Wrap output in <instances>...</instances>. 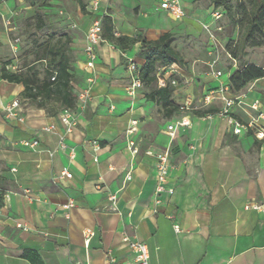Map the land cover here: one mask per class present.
I'll return each mask as SVG.
<instances>
[{
    "label": "crops",
    "instance_id": "obj_1",
    "mask_svg": "<svg viewBox=\"0 0 264 264\" xmlns=\"http://www.w3.org/2000/svg\"><path fill=\"white\" fill-rule=\"evenodd\" d=\"M179 2L185 12L180 21L159 8L160 0L0 3V70L12 56L7 47L8 34L15 32L12 19L40 15L49 28L67 19L76 97L86 89V78H93L89 97L76 102L70 132L60 122L58 104L50 103L48 114L21 96L22 85L0 80V264H31L23 253L42 264H104L108 255L113 264H136L124 239L143 243L149 264H264V140L255 138L264 130L258 119L264 115V78L233 95L219 92L238 69L231 59L224 78L212 72L200 87L183 67H173L158 74L152 87L176 78L171 99L179 110L165 118L162 108L146 99L150 87L142 84L133 96L127 93L128 62L143 64L139 43L125 52L101 43L92 70H85L86 33L103 17L111 19L116 37L147 41L164 34L176 39L208 24L214 11L209 0ZM228 98H235L230 117L240 124L255 120V127L235 135L226 118L194 114L196 105L218 112ZM15 100L19 108L8 117L5 109ZM255 101L258 110L250 108ZM182 120L188 125L168 136V126ZM131 122L135 131L128 133ZM52 124L54 133L42 132ZM60 136L65 150L57 147ZM34 140L33 149L19 144ZM165 152L173 194L156 196L155 156ZM248 205L262 208L246 210Z\"/></svg>",
    "mask_w": 264,
    "mask_h": 264
},
{
    "label": "trees",
    "instance_id": "obj_2",
    "mask_svg": "<svg viewBox=\"0 0 264 264\" xmlns=\"http://www.w3.org/2000/svg\"><path fill=\"white\" fill-rule=\"evenodd\" d=\"M214 11H224L229 24L236 30V41L227 46L228 56L238 63V69L229 76V92L233 95L240 94L256 80L264 78V68L243 62L246 48H259L261 43L257 37H264V0H209ZM80 8L83 6L80 4ZM35 31L41 32L49 29L44 18L36 15ZM102 38L114 45L120 51L130 50L135 44H140L138 57L143 60L139 68V78L144 86L150 87L146 99L162 108L163 116L169 118L179 106L172 101L174 86L167 81L163 87L152 89L158 80V74L163 75L170 67H184L185 62L180 53L173 46L174 36L164 34L155 41L144 38H130L114 35L112 21L103 17L100 21ZM63 42L46 44L42 54L37 56L36 62L43 63V75L40 77L36 67L28 66L24 72L19 71L11 61L4 62L0 70V79L9 83L23 86L21 96L37 108L48 111L50 103L59 105L60 112L64 109H74L77 97L72 92L73 80L71 72V58L68 44L70 40L63 34ZM16 68L9 71L7 67ZM173 78L172 81H174ZM217 110L206 108L195 111L196 115L215 114ZM31 253H23L22 258L31 264H42Z\"/></svg>",
    "mask_w": 264,
    "mask_h": 264
},
{
    "label": "rangeland",
    "instance_id": "obj_3",
    "mask_svg": "<svg viewBox=\"0 0 264 264\" xmlns=\"http://www.w3.org/2000/svg\"><path fill=\"white\" fill-rule=\"evenodd\" d=\"M202 1V0H201ZM206 1V0H205ZM219 19H213L212 14L208 15V24H198L190 32L183 33L174 39L173 46L184 59V72L187 76L193 77V84L198 87L210 73L226 72L231 64L227 53V46L234 43L237 39L236 30L229 24L228 19L222 10ZM52 17V16H50ZM12 28L15 32L8 34V51L12 56H6L7 61H11L16 68L24 72L28 66L34 64L40 77L43 75V63L36 62L37 56L42 54V48L46 44H58L63 42L62 35L68 36L67 19H62L51 24V28L41 32L35 31V19L15 18L12 19ZM17 39V42H16ZM261 43L259 48H246L243 62L258 67H264V37H257ZM10 46L15 47L13 50ZM14 51V52H12ZM71 57V62L74 61ZM238 64V63H237ZM224 78V75L222 76ZM264 102V94L261 96V103ZM201 105L194 108L201 110ZM200 108V109H199Z\"/></svg>",
    "mask_w": 264,
    "mask_h": 264
},
{
    "label": "built area",
    "instance_id": "obj_4",
    "mask_svg": "<svg viewBox=\"0 0 264 264\" xmlns=\"http://www.w3.org/2000/svg\"><path fill=\"white\" fill-rule=\"evenodd\" d=\"M4 0H0V3L3 2ZM159 8L163 11H166L171 15V17L177 21H180L184 18L185 12L180 4L179 0H160L159 3ZM213 19H219L221 17V13L219 11H214V13L211 15ZM6 26H10V22L6 21L5 22ZM102 30H101V24L99 21H95L91 27L89 28L88 32L86 33L85 37V44L83 48V53L86 57V63H85V70L90 71L92 70L94 63L96 61V52H95V47L101 43H107L103 38H102ZM17 42V40H16ZM116 48L115 46H113ZM173 67H170L171 69ZM168 69V70H169ZM128 71L130 72L131 75V85L127 90L128 95L133 96L134 92L136 89H139L142 87V83L139 78V68L137 65L129 61L128 62ZM213 75L216 78H220L222 76L221 72H214ZM1 80V79H0ZM93 83V78L91 76H88L86 78V89L82 92L80 96L77 97V102L79 101H86V99L89 97V92H90V85ZM171 84L173 86L176 85L175 81H171ZM163 87L164 84H161ZM220 93L224 92H229V85H222L219 88ZM234 100L235 98H228V99H223V107L214 114V116H217L219 118H226L228 123L233 126V134L238 135L241 133L242 130H246L249 128H253L256 126V121H250L247 124H240L237 121L233 120L230 117V110L234 105ZM205 103H209V97H206L204 99ZM19 108V102L17 100L12 101L10 105L5 109L8 117H13L15 116V111L18 110ZM251 109L253 110H258L259 108V103L258 101H255L251 106ZM211 114L207 115V118L209 119ZM59 119L62 125L65 127L66 132H70L71 129L75 126V112L74 109H64L60 112L59 114ZM258 119L264 120V115L262 113L258 114ZM131 127L128 128V133H133L135 131V128H133L134 125H136V122H131ZM188 125V122L185 121H180L178 123H175L172 126H168L167 128V134L168 136L172 137L173 136V130L176 127L179 126H185ZM56 126L54 124L45 126L42 128V132L44 133H54L56 131ZM255 138L258 140H264V130H260L255 134ZM20 146L23 148H28V149H33L38 146L37 141H21ZM58 149L65 150L66 146L63 142V136H60L58 144H57ZM135 153V150L133 151ZM150 155L151 153H147ZM156 163H155V173H156V184H155V189L154 193L156 196H159L162 193H166L167 195H172L173 194V189L171 187L167 186V177H168V171L170 168L169 165V154L168 153H161L157 154L155 156ZM63 176H65L67 179L71 178L70 173H66V171H63ZM129 179V177H127ZM114 197H110V201L114 202ZM1 200V197H0ZM66 206V208H68ZM254 209V210H260L262 206H245V209ZM18 228H22L21 225H18ZM174 231L178 232L179 227L176 225L173 227ZM126 241L129 250L131 253L134 255V260L136 264H149V256H148V250L146 246L139 242V241H129L127 239H124ZM114 259L108 255L107 260L104 262V264H113Z\"/></svg>",
    "mask_w": 264,
    "mask_h": 264
}]
</instances>
